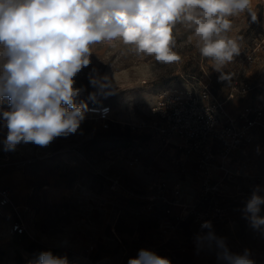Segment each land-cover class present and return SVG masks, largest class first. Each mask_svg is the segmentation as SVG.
Returning a JSON list of instances; mask_svg holds the SVG:
<instances>
[{
    "label": "rangeland",
    "instance_id": "obj_1",
    "mask_svg": "<svg viewBox=\"0 0 264 264\" xmlns=\"http://www.w3.org/2000/svg\"><path fill=\"white\" fill-rule=\"evenodd\" d=\"M251 8L255 20L247 12L232 18L229 35L237 39L240 52L219 71L200 56L195 41L188 39L191 33L180 25L174 34L182 59L169 65L121 54L123 46H93L90 64L74 77V87L82 89L75 102L86 105L84 113L110 105L115 119L110 129L87 117L75 133L45 147L20 143L14 151H5L2 113L10 106L7 98L0 103V189L10 187L13 196L11 205H0V264H36L44 252L66 258L67 264H128L142 249L171 264H228L218 239L228 253L247 251L253 264H264V226L254 229L244 212L254 191L259 189L257 194L264 197V132L257 131L245 154L233 156L229 173H220L225 175L220 198L229 218L211 225L203 238L193 220L173 226L163 206L149 209L146 195L154 174L167 169L176 176L179 171L160 152L155 131L135 132L128 126L148 119L164 88L203 82L224 99L236 78L257 83L259 74L264 76V52L256 53L253 62L247 56L264 41V0H251ZM105 76L111 86L101 93L90 77ZM262 96L256 88L234 99L229 109L236 112L262 101ZM133 156L141 158L135 166L130 165ZM182 178L185 199L191 203L200 190L196 174L191 170ZM260 208L264 217V204ZM20 217L27 232L13 235L12 226Z\"/></svg>",
    "mask_w": 264,
    "mask_h": 264
},
{
    "label": "clouds",
    "instance_id": "obj_2",
    "mask_svg": "<svg viewBox=\"0 0 264 264\" xmlns=\"http://www.w3.org/2000/svg\"><path fill=\"white\" fill-rule=\"evenodd\" d=\"M245 12L256 19L251 0H0V103L7 98L10 106L2 113L4 150L14 151L20 143L45 147L77 131L86 105L75 102L82 89L74 87V77L90 64L93 46H123L121 54L169 65L182 59L174 34L180 25L219 71L240 52L229 33L232 18ZM90 83L101 93L111 86L107 76L90 77ZM257 191L244 212L251 226L262 230L264 197ZM217 243L228 264H253L247 251L232 255L223 239ZM36 264L67 260L44 252ZM128 264L171 261L142 249Z\"/></svg>",
    "mask_w": 264,
    "mask_h": 264
},
{
    "label": "built area",
    "instance_id": "obj_3",
    "mask_svg": "<svg viewBox=\"0 0 264 264\" xmlns=\"http://www.w3.org/2000/svg\"><path fill=\"white\" fill-rule=\"evenodd\" d=\"M264 52V41L255 45L247 56L255 61V54ZM257 83L249 79L236 78L230 85L227 96L219 98L208 83L173 85L158 92L148 111V119L128 123L132 131L145 129L157 133L160 152L168 157L172 169L179 174L169 175L161 169L154 174L148 187L149 209L163 206L165 214L172 217L171 224L178 226L186 220H193L201 237L206 238L204 227L221 224L228 220L229 209L221 202V185L229 173V163L236 153H246L254 143L257 131L264 132V76L259 74ZM256 88L262 92V101L249 103L236 113H231L229 103L238 96L249 94ZM110 105L88 108L84 119L90 117L103 128L110 129L115 123ZM87 114V115H85ZM141 162L133 156L130 165ZM193 170L200 190L188 203L184 196L183 176ZM13 203L10 187L0 189V205ZM27 232L25 221L18 218L13 226V235Z\"/></svg>",
    "mask_w": 264,
    "mask_h": 264
},
{
    "label": "crops",
    "instance_id": "obj_4",
    "mask_svg": "<svg viewBox=\"0 0 264 264\" xmlns=\"http://www.w3.org/2000/svg\"><path fill=\"white\" fill-rule=\"evenodd\" d=\"M231 102H233V101H231ZM230 108V107H229ZM240 110V109H239ZM231 112V111H230ZM237 112V111H236ZM236 112H231V113H236Z\"/></svg>",
    "mask_w": 264,
    "mask_h": 264
}]
</instances>
